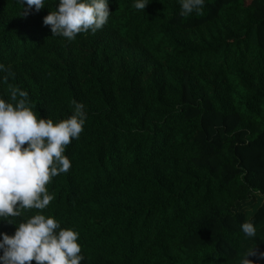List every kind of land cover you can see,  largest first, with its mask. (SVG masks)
I'll return each mask as SVG.
<instances>
[{
	"label": "trees",
	"instance_id": "obj_1",
	"mask_svg": "<svg viewBox=\"0 0 264 264\" xmlns=\"http://www.w3.org/2000/svg\"><path fill=\"white\" fill-rule=\"evenodd\" d=\"M148 3L108 0V22L69 42L43 24L55 0L27 16L0 0V96L26 90L54 122L85 105L42 210L79 233L82 264H239L264 252V0L186 16L177 0Z\"/></svg>",
	"mask_w": 264,
	"mask_h": 264
},
{
	"label": "clouds",
	"instance_id": "obj_2",
	"mask_svg": "<svg viewBox=\"0 0 264 264\" xmlns=\"http://www.w3.org/2000/svg\"><path fill=\"white\" fill-rule=\"evenodd\" d=\"M180 16L199 13L205 0H177ZM19 16L39 12L45 0H16ZM43 18L52 36L72 41L77 34L95 33L110 16L108 0H55ZM148 0H133L132 6L145 11ZM0 83L11 76L10 69L0 64ZM87 119L85 105L73 101L71 115L54 122L42 118L31 107L29 93L9 86L7 98L0 96V222L15 225L9 235L0 232V264H82L79 233L61 227L51 215L43 214L53 200L46 185L50 179L66 173L71 162L64 155L66 146L77 139ZM37 210L23 217L28 210ZM23 217L19 222L11 218ZM239 230L246 238H254L257 229L245 220ZM249 257L264 260L257 245L239 257V264H256Z\"/></svg>",
	"mask_w": 264,
	"mask_h": 264
}]
</instances>
